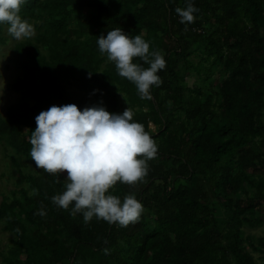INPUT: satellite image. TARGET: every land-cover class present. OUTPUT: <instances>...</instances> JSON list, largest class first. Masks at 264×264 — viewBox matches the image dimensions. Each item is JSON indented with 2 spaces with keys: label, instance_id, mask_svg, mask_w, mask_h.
<instances>
[{
  "label": "trees",
  "instance_id": "obj_1",
  "mask_svg": "<svg viewBox=\"0 0 264 264\" xmlns=\"http://www.w3.org/2000/svg\"><path fill=\"white\" fill-rule=\"evenodd\" d=\"M193 2L196 18L182 24L175 9L186 0H26L19 15L35 34L13 46L20 102L0 116V144L17 176V190L0 202L9 235L0 264H257L251 252L264 254L263 241L255 248L242 230L264 216V0ZM114 28L142 36L165 59L150 100L100 53L97 37ZM7 29L0 24V47ZM189 73L197 78L190 88ZM101 102L109 112L130 108L158 146L142 182L110 190L143 205L127 227L85 223L71 205L56 206L64 175L36 168L29 155L41 111Z\"/></svg>",
  "mask_w": 264,
  "mask_h": 264
},
{
  "label": "clouds",
  "instance_id": "obj_2",
  "mask_svg": "<svg viewBox=\"0 0 264 264\" xmlns=\"http://www.w3.org/2000/svg\"><path fill=\"white\" fill-rule=\"evenodd\" d=\"M25 3L0 0V24H7L8 33L17 40L35 34L34 26L19 15ZM175 11L180 23L191 24L199 9L193 0H186V7ZM96 42L100 53L115 63L118 74L135 84L141 99L150 100L152 87L162 84L158 72L166 67L163 55L150 52L142 36L130 37L121 28L97 37ZM137 57L148 67L135 63ZM133 115L128 107L122 113L109 112L101 102L79 110L75 104L53 105L35 117L36 127L29 139L35 167L57 178L66 173L65 190L51 198L56 206L69 209L71 205L73 213H82L85 223L93 217L121 227L139 221L144 209L134 194L123 200L110 194L117 182H142L148 174V161L157 155L155 140ZM38 214L44 216L45 212Z\"/></svg>",
  "mask_w": 264,
  "mask_h": 264
},
{
  "label": "rangeland",
  "instance_id": "obj_3",
  "mask_svg": "<svg viewBox=\"0 0 264 264\" xmlns=\"http://www.w3.org/2000/svg\"><path fill=\"white\" fill-rule=\"evenodd\" d=\"M25 39H13L9 38L6 45L0 47V116H4L6 109L10 106L18 104L20 102V93H16L11 90L13 82L21 77V71L16 69L15 66V55H14V44L21 42ZM196 76L189 73L185 77V86L189 88L196 82ZM124 111L125 108H122ZM150 130L153 132L155 129L152 125H149ZM4 149H6L9 156L12 155V151L7 149L2 143L0 144V202L2 198L10 199L11 193L17 190L15 184L16 170L12 167V163L4 156ZM23 173H33L31 167L23 170ZM64 177L66 173H62ZM7 199V200H8ZM221 212H216L215 216L217 218L221 217ZM262 222L255 229H243V237L249 238L250 242L257 248L260 239H262L264 245V216L259 218ZM5 225L4 220H0V251L4 250L8 244L9 235L4 233L3 227ZM254 256V260L257 264H262L264 261L263 252H251Z\"/></svg>",
  "mask_w": 264,
  "mask_h": 264
}]
</instances>
